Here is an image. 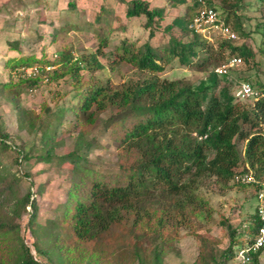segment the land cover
Wrapping results in <instances>:
<instances>
[{
	"label": "trees",
	"instance_id": "trees-1",
	"mask_svg": "<svg viewBox=\"0 0 264 264\" xmlns=\"http://www.w3.org/2000/svg\"><path fill=\"white\" fill-rule=\"evenodd\" d=\"M187 1L175 0L173 5ZM213 1L193 0L191 13L167 20L166 8L152 0H102L95 24L101 26L107 7H116L117 12H125L127 19L145 17L148 39L140 45L138 39L126 37L111 52L99 48L83 57L60 52V65L35 53L6 61L11 80L2 85L5 90L15 84L14 78L18 79L16 83L35 89L43 73H47V79L70 76L76 102L68 110L77 118H86L72 137V150L68 152L61 151L67 140H57V128L51 129L50 125L37 128L39 142L30 147L10 143V135L0 127V264H166L168 255L179 254L182 223L187 220V212H195L190 204L199 201L198 190L207 179L215 177L224 183L233 180L258 190L264 188V132L251 130L264 123V84L242 80L253 88L258 82L263 90H257L260 95L251 106H242L231 91V68L226 74L217 72L219 63L226 64L237 56L249 60L256 52L247 44L236 45L228 40L223 45L230 47L232 58L225 59L222 53L213 57L203 34L191 27L205 4L216 8ZM219 1V15L228 24L233 19L234 30L246 34L239 14L246 7L245 0ZM12 2L24 7L40 0ZM258 5L263 13L257 29L264 54V0ZM67 7L77 10L78 3L70 0ZM190 33L193 38H189ZM158 34L164 38L161 42ZM104 44L110 45L111 40L105 38ZM99 55L108 57L114 69L126 61L141 71L152 72V76L113 82ZM200 56L203 61H216L208 65L200 62L197 70L207 72L210 65L218 66L199 84L158 76L164 63L172 58L191 66ZM32 67L40 72L26 75L25 70ZM95 71L105 74V78ZM222 79L226 84L220 88ZM12 100L19 109V100L14 96ZM32 112L20 109L21 127H37L38 118L29 117ZM102 135H109L117 144V166L109 172L98 170L96 161L88 156ZM33 159L32 164L43 163L45 170L71 165L66 196L56 209L57 215L45 223L38 220L36 197L43 192L42 186L36 184L33 172L22 169L23 162ZM241 163H249L253 174L245 167L238 171ZM236 174H252L256 181L235 182ZM258 203L249 226V241L241 249L253 243L260 228ZM26 212L27 229L35 238L31 244L21 233L20 221ZM199 242L200 253L193 264H228L241 250L235 251L234 239L227 250H221L219 240L214 238L200 235ZM259 254L252 253L249 263L259 264Z\"/></svg>",
	"mask_w": 264,
	"mask_h": 264
},
{
	"label": "rangeland",
	"instance_id": "rangeland-1",
	"mask_svg": "<svg viewBox=\"0 0 264 264\" xmlns=\"http://www.w3.org/2000/svg\"><path fill=\"white\" fill-rule=\"evenodd\" d=\"M12 1L0 0V127L10 135V143L14 142L30 147L36 141L39 142L40 132L37 128L41 125L44 127L50 125L51 129L57 128L55 130L57 131V140L63 138L67 140L61 151L68 152L72 150V137L80 130L82 121L86 118L85 115L77 118L74 112L68 110L76 102L74 99L76 91L71 77L47 79L44 77L47 76V73L42 74L41 72L44 79L42 78L35 89L16 83L18 79L14 78L12 81L15 84L6 87L5 90L2 85L11 80L9 77L11 68L6 65V61L20 54L35 53L38 58L43 56L41 59L56 61V64L60 65L62 61L60 52L83 57L103 48L102 51L108 53L115 50L116 46L120 45L126 37L138 39V43L141 45L148 39L149 35V31L143 26L146 19L145 17L127 19L125 12L121 10L117 12L116 7H107V11L102 13V24L99 26L94 23V19L100 12L102 0H76L78 3L77 10L68 9L70 0H40L38 4L28 3L24 7L16 5ZM152 1L155 5L166 8L167 20L182 16L186 12L191 13L189 9L193 4V0L178 6L173 5L175 0ZM258 1L245 0L246 7L240 9L239 14L243 16V31L246 34H240L235 30L238 37L234 40L236 45L247 44L256 52L255 56L249 60L242 57V63L232 67L228 73V78L233 82L230 83L231 91L238 97L242 106H251L254 102V97L251 99L239 97L242 80L251 79L253 82L259 81L264 84V54L260 51L263 39L261 32L257 29L263 13L259 9ZM220 4L219 0H214L212 5L220 11ZM223 14L225 16L224 12ZM230 25L235 29L233 19L230 21ZM204 34L206 35L203 36L206 40H204L206 48L210 49L214 58L220 53L225 59L232 58L230 47L223 45L228 43V40L221 32L209 30ZM158 37L160 42L164 39ZM105 38L111 40L110 45L104 44ZM189 38H193L191 33ZM97 57L100 62L105 63L108 77L113 82L121 84L132 80H144L152 76V72L141 71L126 61H122L121 65L114 69L108 57L104 55ZM202 58L203 56L197 57L191 66L183 65L177 58H172L164 63V70L159 72L158 76L168 79L189 80L199 84L208 76L212 68L221 65L217 62L219 63L217 66L216 64L209 66L208 70L210 71H205L206 73L199 71L196 66L200 62H203V65H208L216 61L214 58L203 61ZM202 68L199 67L200 70ZM83 72L85 73V71ZM93 73L105 78V74L100 71ZM224 84L226 82L222 79L220 88ZM256 84L255 90H261L258 82ZM12 96L19 100V109L15 107L16 104L12 100ZM22 108L33 111L29 116L31 119L38 118V124L34 130L27 126H20L19 111ZM59 114H62V117ZM251 130L264 132V123H260L258 127H252ZM240 147L244 151V145L242 144ZM88 156L91 160L96 161L98 170L108 172L115 170L117 166V144L110 139L109 135H102L99 143L95 149L88 153ZM33 162L34 159L23 162L22 169L24 172H33L36 184L42 186L43 192L36 197L39 204L38 220L45 223L46 219L54 218L57 215L56 209L66 196L71 165L65 163L61 167L53 166L50 170H45L43 163L32 164ZM244 167L253 174L249 163H241L237 170L241 171ZM29 184L28 180L26 186ZM258 193L259 190L255 186L240 185L234 183L233 180L224 183L215 177L207 179L198 190L199 201L190 204L195 212L192 210L187 212L186 224L182 223L179 254L168 255L166 264H193L200 253V235L208 239L219 240L221 250H227L232 239H234L236 244L234 249L238 252L249 241V226L257 206ZM29 210L31 211L30 208H28ZM28 220L29 215L26 212L20 221L21 233L31 244L35 238L27 229ZM32 249L35 254L33 247ZM242 260L243 256L238 254L228 264H241Z\"/></svg>",
	"mask_w": 264,
	"mask_h": 264
},
{
	"label": "built area",
	"instance_id": "built-area-1",
	"mask_svg": "<svg viewBox=\"0 0 264 264\" xmlns=\"http://www.w3.org/2000/svg\"><path fill=\"white\" fill-rule=\"evenodd\" d=\"M191 27L195 29L196 32L203 34L213 30L221 32L227 40H235L237 39V34L235 30L228 24L216 10L215 7L210 5H204L202 9H200L196 16L194 17L193 22L191 23ZM242 58L233 57L228 63L221 65L217 68V72L224 74L227 73L228 70L234 66H239L242 63ZM54 66H48L47 69H51ZM40 72L39 68L32 67L25 70L26 75H35ZM260 93L252 87V85L248 82H243L241 84V89L239 92V97L241 99L247 98H258ZM235 182L242 184H251L256 180L252 174H236L234 178ZM257 200L258 203V217L261 222L260 228L254 237L253 243L249 244L246 248L241 249L239 251V255L243 256V260L241 264H250L251 255L259 254V264H264V188L259 190Z\"/></svg>",
	"mask_w": 264,
	"mask_h": 264
}]
</instances>
